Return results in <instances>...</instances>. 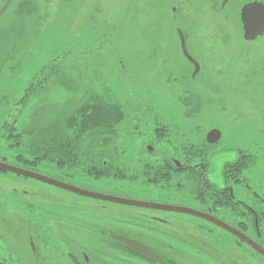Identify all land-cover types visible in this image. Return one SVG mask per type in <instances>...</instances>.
Masks as SVG:
<instances>
[{
    "label": "rangeland",
    "instance_id": "374dc122",
    "mask_svg": "<svg viewBox=\"0 0 264 264\" xmlns=\"http://www.w3.org/2000/svg\"><path fill=\"white\" fill-rule=\"evenodd\" d=\"M182 1L165 0L163 18L158 16L162 9L159 0H13L0 17V159L23 166L15 160L17 150L10 148L7 130L11 125L18 133L26 127L32 110L39 105L42 90L48 92L44 96L47 101L58 104L67 102L72 96L81 98L86 91L94 90L125 109L142 108V112L143 109L154 108L159 113L155 117L145 112L140 116L143 120L139 121L138 127L133 126L129 134L121 125L120 140L117 141L121 154L119 161H115V167L124 164L135 171L147 164L157 166L165 155L185 156L188 151L185 146L194 143L199 146H194L195 151H201L198 156L204 158L207 155L214 171L211 168L210 172L222 182L223 165L227 167L224 161L234 156L232 149L235 151L254 145L263 147L264 41L255 45L244 42L239 36L240 24L236 16L230 15L216 23L211 18L207 23L205 16L202 17L205 13L202 11V0ZM6 2L1 5L0 11ZM238 3L235 1L233 7ZM177 6H183L186 11L201 17L198 28L202 36L192 43L204 78L196 79L194 84L191 79L193 69L180 58L175 48L172 8ZM218 27L219 32H215ZM224 28L228 30L220 32ZM206 30L210 32L204 37ZM224 33L236 34L233 42L229 43L232 47L227 49L223 43ZM51 66L56 76L58 70H62L70 78L66 79V84L60 80L61 76L48 77L42 84L39 74L44 67ZM38 84L45 86H40L41 92L33 97L28 108L18 106L29 86ZM185 100L194 109L199 103L205 109L199 116L194 115L192 120L185 119ZM163 122L169 126L160 132L158 139L156 128L162 129ZM170 124L179 125V128L176 126L173 129L174 125ZM213 129L219 130L223 139L212 149L204 145H208L206 135ZM150 141H154L157 149L154 159L146 151ZM209 149L210 154H207ZM255 157V175H251V170L248 171L250 175L247 173L254 180L264 170V157L261 153ZM40 172L82 190L123 199L149 194L153 198L164 199L167 196L174 202L182 200L176 194L175 186L148 184L142 178L135 181L110 180L108 183L85 177L69 180L56 173ZM27 183L30 186L22 180L0 176V192L6 196L0 199V232L8 242L15 236L19 241L26 240V234H29L18 221L20 217L26 218L27 214L23 210L15 213L13 208L15 205L25 207L30 198L21 196L14 203L7 199L12 197L15 188L31 192L38 209L36 214L50 211L43 220L33 217L35 224L51 227L49 236L52 242L43 252L49 264L55 257L58 260L61 257L54 237L64 232L70 236L79 234L83 239L81 234L84 232L75 230L78 224L83 230L100 228L118 231L115 221L127 212L124 207L82 199L39 182L27 180ZM164 190L174 191L175 194L168 196ZM19 193L22 195V192ZM59 204L65 209L63 216L56 219L54 211L62 208ZM11 221L18 226V230H22L20 233H15L14 227L9 225ZM199 227L196 223L192 228L194 237L206 239L209 242L208 253L212 254L211 245L216 246L218 231L207 226L214 231L198 234L201 229L207 230ZM90 237L93 241H90L89 247L104 245L99 240L101 237L94 234ZM156 237L160 244L166 246L168 255L174 252L185 254L182 251L184 247L172 252V244L160 236ZM151 241L155 242L154 238ZM91 247L89 250L92 251ZM26 262L31 260L26 259ZM193 262L213 264L214 261L202 256L193 259ZM239 264H250V260L241 259ZM257 264L261 263L258 261Z\"/></svg>",
    "mask_w": 264,
    "mask_h": 264
},
{
    "label": "flooded vegetation",
    "instance_id": "af4514ba",
    "mask_svg": "<svg viewBox=\"0 0 264 264\" xmlns=\"http://www.w3.org/2000/svg\"><path fill=\"white\" fill-rule=\"evenodd\" d=\"M160 1L162 9H157V12L159 10L160 15L158 16L164 18L163 6L165 0H159V2ZM184 1L185 0L181 3ZM235 1L240 2V4L238 3L237 6L233 7ZM202 4H204L202 11L205 12L202 14V17L205 16L207 23L211 18L215 20L216 23L218 20H222V18L226 19L228 16L233 15L239 20V36L244 42L255 45L264 41V33L256 36L253 40L247 39L242 22V12L244 8L250 4L264 5V0H202ZM172 15L174 18L172 19L173 30L172 28L171 30L176 42L175 48L180 58L193 69L191 79L194 84L196 79L204 78L201 64L199 63L195 47H193L192 43L202 36L198 28L201 17L200 15H195L186 11L183 6L173 7ZM251 17L255 18L259 24H262L264 21V11L261 8L257 9L253 11ZM208 28L209 27L206 29ZM219 29L220 27H218V30L215 32H219ZM227 30L228 29L224 28L220 32ZM209 32V30H206L204 37L208 36ZM223 36L224 47H226V49L232 47V44L229 43L231 41L233 42L236 34L224 33ZM197 65L199 66L198 72H196ZM184 105L186 110L184 117L188 120H192L194 115H196V117L199 116L205 109L200 103L198 108L194 109L192 104L187 100H185ZM140 110H142V108H140ZM140 110L123 108V126L126 127L127 134L131 132L133 126L135 128L138 127L140 124L139 121L143 120L140 116H143L145 112L150 116L156 117L159 115L154 108L143 109L142 112ZM161 125L162 129L156 128L155 135H159L158 139H160V132H163L164 128L169 126L166 122L161 123ZM170 125H174L173 129H175L176 126L179 128V125ZM212 131L220 133V139L215 143H209L208 141V136ZM222 139L223 136L219 130H210L205 139L208 145L204 146H210L213 149ZM194 146L197 145L192 143L190 146H185L188 150L185 156L165 155L162 160L158 161L159 165L147 164L156 168H162L164 171L163 173L166 176L168 175L167 178L169 179V183L166 185L175 186V190L178 191L176 194H179L182 198L181 202L170 201V198L167 196L164 199H162V197L153 198L149 194L132 196L134 199L131 197L129 200L159 204L175 209H187L200 214V216L192 212L187 213L179 210H159L109 203L111 205L126 208L127 212L123 214V217L115 221L119 230H104L100 228L83 230L78 224L75 230L79 232L82 230L84 232H81L82 234L80 233L84 235L83 239L79 234L78 236H70V234H65L64 232L54 237L57 240L55 247L61 257L59 256V260L55 257L50 264H62L61 261L63 264H115L113 262H117L116 264H137L138 262L142 264H160L153 259H147L142 252L134 248L133 244H128L127 242L139 244L150 249L164 264H198L194 263L193 259H200L202 256L214 261L213 264H239L241 259H249L250 264H257L258 261L264 264V255L262 254V252H264V170L258 173L255 180L249 177L250 174L248 173V171L251 170V175H255V173H253L255 170L254 168L257 167L255 156L261 153L264 157V146H247L242 149H236L235 151L232 149L231 152L234 156H230L229 160L224 161L227 163V167L224 168L223 165V170L220 175L222 182L215 179L213 173L210 172L213 166L211 161L207 159V155H205L204 158H200L198 155L201 154V151L196 152ZM146 151L151 159L156 157L157 149L155 148L154 141L148 142ZM139 154L141 157L140 152ZM207 154H210V149ZM0 163L30 171L24 165L19 166L16 163L12 164L2 160V158L0 159ZM123 166L126 167L128 171L132 170L127 165L123 164ZM144 167L135 170L136 173L134 172V174H136L135 176H137L138 179L142 178L144 180L142 176L138 175ZM247 173L249 175H247ZM0 176L9 179L12 178L14 180H22L26 185L29 184L27 180L35 181L1 170ZM176 186L180 189H177ZM58 190L82 199L97 201L61 189ZM19 192H22V195ZM164 193L168 196L175 194L174 191L168 192L167 190H164ZM11 195L12 197H8L7 199L11 203H14V200L21 198V196L30 198V201L28 200V203H25L27 204L25 207L15 205L13 208L15 213L18 212V210L26 212L27 217H20L18 223L29 235L26 234V240L19 241L15 236L11 237V240L8 242L7 239L3 238L0 232V264H49V261L45 259L46 256L43 257V252L49 248V244L52 242V237L49 236L51 227L43 226L39 223L35 224L33 217L38 216L39 220H43L44 216L45 218L48 217L50 211L44 213L41 211L39 214H36L38 209H36L35 203L33 202V194L29 191H20L15 188L12 190ZM5 197V194L0 192V199L3 200ZM60 206L62 207L61 209H56L54 211V214L57 215L56 219L62 217L64 214L65 208L62 205ZM105 221L113 222L108 220ZM61 223L65 224L64 222ZM196 223L200 225L199 228L212 226L217 229L218 237L215 243L217 247L211 245L213 246L212 254L208 253L209 242L206 239L194 237L192 228H194ZM9 225L14 227L16 234L22 231L21 229L18 230V226L12 221ZM209 228H206L207 230L201 229V231L197 233L202 234L205 232L210 234V232L214 230ZM91 234L101 237L99 240L103 242L104 245L99 247L90 246L92 251L89 250L90 247L88 245L90 241H93V238L90 237ZM156 236H160L167 243L172 244L170 246L172 252L184 247L185 250L182 251H184L185 254L174 252V254L168 255L165 250L166 246L160 244L156 240ZM151 238H154L155 242L151 241ZM26 259L31 260V262L27 263Z\"/></svg>",
    "mask_w": 264,
    "mask_h": 264
},
{
    "label": "trees",
    "instance_id": "16d2710c",
    "mask_svg": "<svg viewBox=\"0 0 264 264\" xmlns=\"http://www.w3.org/2000/svg\"><path fill=\"white\" fill-rule=\"evenodd\" d=\"M3 1L0 0V7L6 0ZM52 69L53 66L43 68L38 77L42 78V84L48 77L61 76L64 84L70 79L62 70L56 76ZM42 84L30 85L18 106L26 108L41 92L45 86ZM41 93L39 105L32 110L26 127L18 133L11 125L7 130L10 148L17 150L15 160L19 164L32 172H52L69 180L90 178L110 183V180L138 179L131 176L135 171L114 166L121 154L117 141L124 121L122 105L94 90L86 91L81 98L72 96L63 104L47 101L44 97L47 90ZM163 172L162 168L146 165L138 175L148 184L166 185L169 179Z\"/></svg>",
    "mask_w": 264,
    "mask_h": 264
},
{
    "label": "water",
    "instance_id": "95a60500",
    "mask_svg": "<svg viewBox=\"0 0 264 264\" xmlns=\"http://www.w3.org/2000/svg\"><path fill=\"white\" fill-rule=\"evenodd\" d=\"M13 0H7L6 4L0 11V17L3 14V12L8 8L10 3ZM262 9L264 11V5L262 4H250L246 6L242 12V22L245 30V35L246 38L249 40H253L256 38V36H259L260 34L264 33V21L262 24H259L255 18L251 17L253 11H256L257 9ZM190 59V58H189ZM192 60V59H191ZM193 61V60H192ZM199 66H196V72H198ZM220 139V133L217 131H212L209 136H208V141L209 143H215ZM0 170L1 171H6L10 173L17 174L19 176H23L28 179H32L35 181H39L41 183L50 185L52 187L67 191L69 193L82 196V197H87V198H92L97 201H103L107 203H113V204H118V205H127V206H135V207H141V208H149V209H159V210H179L183 212L190 213L192 212L193 214H198L193 211L187 210V209H180V208H173L169 206H164V205H159V204H153V203H146V202H139V201H134V200H129V199H123L115 196H110V195H105V194H99L95 193L92 191H86L79 189L73 185L58 181L56 179L37 174L31 171L23 170L5 163H0ZM200 216V214H198ZM128 244H133L134 248L140 252H142L147 259H153L155 261H158L160 264H164L150 249L131 242H127ZM264 255V252H262Z\"/></svg>",
    "mask_w": 264,
    "mask_h": 264
}]
</instances>
